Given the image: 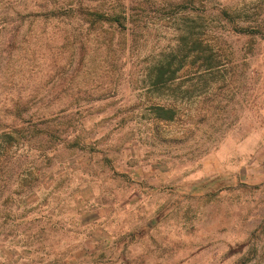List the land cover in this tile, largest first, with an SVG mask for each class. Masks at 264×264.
<instances>
[{
    "label": "rangeland",
    "instance_id": "374dc122",
    "mask_svg": "<svg viewBox=\"0 0 264 264\" xmlns=\"http://www.w3.org/2000/svg\"><path fill=\"white\" fill-rule=\"evenodd\" d=\"M112 2L0 0V264H264V0H193L224 70L162 91Z\"/></svg>",
    "mask_w": 264,
    "mask_h": 264
},
{
    "label": "trees",
    "instance_id": "16d2710c",
    "mask_svg": "<svg viewBox=\"0 0 264 264\" xmlns=\"http://www.w3.org/2000/svg\"><path fill=\"white\" fill-rule=\"evenodd\" d=\"M143 1L147 2V0ZM162 2L158 7L156 3V7L145 10L142 8L140 14H135L132 8L125 6L120 0H113L108 10L94 9L87 14L94 19V22L114 24V29L118 32L128 29L131 32L142 33L143 30L146 31L151 17L154 16L158 20L160 19L158 16L168 13L166 15L170 17L173 25L176 24L178 30L176 42L170 49L161 50L151 56L150 61L145 65L143 75L149 80L151 88L162 91L181 76L189 78V75L191 81L204 85L209 78L220 75L224 70L223 59L218 53L221 49L214 43L213 37L207 34V25L215 20L221 22L220 17L208 18L202 12L192 13L189 7L192 6L193 0H162ZM81 12L86 14L84 10ZM223 12L228 14L226 9ZM177 87L181 89L179 84ZM202 88L201 86L200 89ZM191 89L193 88H186L183 92H189ZM161 110L164 113L172 112L170 108L161 107ZM7 138L10 139L9 136Z\"/></svg>",
    "mask_w": 264,
    "mask_h": 264
}]
</instances>
